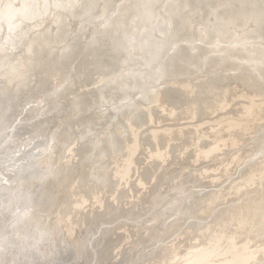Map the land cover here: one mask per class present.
Returning <instances> with one entry per match:
<instances>
[{
  "label": "bare ground",
  "instance_id": "bare-ground-1",
  "mask_svg": "<svg viewBox=\"0 0 264 264\" xmlns=\"http://www.w3.org/2000/svg\"><path fill=\"white\" fill-rule=\"evenodd\" d=\"M0 264H264V0H0Z\"/></svg>",
  "mask_w": 264,
  "mask_h": 264
},
{
  "label": "rangeland",
  "instance_id": "rangeland-1",
  "mask_svg": "<svg viewBox=\"0 0 264 264\" xmlns=\"http://www.w3.org/2000/svg\"><path fill=\"white\" fill-rule=\"evenodd\" d=\"M109 225H110V227H111V226H113V227H114L115 223H113V224L111 223V224H109ZM102 227H107V228H108V230H106L107 232L105 233L106 235L108 234V232H109V231H110V232H111V231H113V228L111 227V228H112V230H111V228H109V226H108V225L106 226V225H104V224H103V225H102ZM96 237H97V236H96ZM107 237H108V236H107ZM107 237H106V242H108V241L110 240V237H108V238H109V240H107ZM108 243L110 244V243H112V242H108ZM112 244H114V245H115L116 243H115V242H113ZM112 244H110V245H112ZM110 245H109V246H110ZM114 245H112V247H113V248L111 247V248H112V250L114 249Z\"/></svg>",
  "mask_w": 264,
  "mask_h": 264
}]
</instances>
